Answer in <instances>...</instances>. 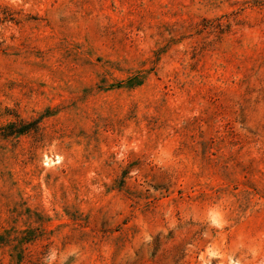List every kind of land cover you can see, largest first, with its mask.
Returning <instances> with one entry per match:
<instances>
[{"label":"rangeland","instance_id":"rangeland-1","mask_svg":"<svg viewBox=\"0 0 264 264\" xmlns=\"http://www.w3.org/2000/svg\"><path fill=\"white\" fill-rule=\"evenodd\" d=\"M0 264H264V0H0Z\"/></svg>","mask_w":264,"mask_h":264}]
</instances>
